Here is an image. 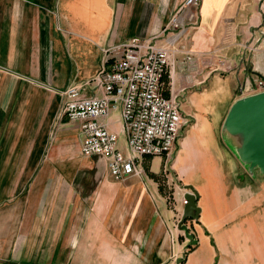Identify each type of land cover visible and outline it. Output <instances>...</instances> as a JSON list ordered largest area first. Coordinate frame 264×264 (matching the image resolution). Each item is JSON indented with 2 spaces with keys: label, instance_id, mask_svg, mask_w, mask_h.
Returning <instances> with one entry per match:
<instances>
[{
  "label": "crops",
  "instance_id": "1",
  "mask_svg": "<svg viewBox=\"0 0 264 264\" xmlns=\"http://www.w3.org/2000/svg\"><path fill=\"white\" fill-rule=\"evenodd\" d=\"M182 2L0 0V264H264V175L221 134L264 78V0H200L185 43L204 61L194 86L178 56L162 79L193 114L171 160L143 157V175L114 181L57 119L61 93L93 77L104 49L157 35ZM100 123L119 132V113ZM185 187L198 209L182 221L189 245L172 231Z\"/></svg>",
  "mask_w": 264,
  "mask_h": 264
},
{
  "label": "built area",
  "instance_id": "2",
  "mask_svg": "<svg viewBox=\"0 0 264 264\" xmlns=\"http://www.w3.org/2000/svg\"><path fill=\"white\" fill-rule=\"evenodd\" d=\"M199 5L200 0H183L157 35L133 37L104 49L93 77L73 83L61 93L57 119L64 118L77 125L81 137L80 155L104 159L108 175L114 181L143 175L140 165L143 157L168 159L188 124L181 109L180 94L171 91L165 96L162 79L165 74L171 77L180 57L185 81L194 86L195 64L204 65V61L191 55L185 43L188 30L197 22ZM252 85L250 95L264 92V78H253ZM238 90L242 93L245 89L239 87ZM114 112L119 113L117 133L100 123ZM118 134L124 137V152L118 147ZM180 203L181 206L186 204L183 197ZM180 219L181 216L173 224L172 231L189 245L190 234L187 228H182Z\"/></svg>",
  "mask_w": 264,
  "mask_h": 264
},
{
  "label": "water",
  "instance_id": "3",
  "mask_svg": "<svg viewBox=\"0 0 264 264\" xmlns=\"http://www.w3.org/2000/svg\"><path fill=\"white\" fill-rule=\"evenodd\" d=\"M221 134L242 164L264 175V92L235 100L223 121ZM185 190L188 192L183 195L186 204L180 222L195 220L198 215L194 195L188 187Z\"/></svg>",
  "mask_w": 264,
  "mask_h": 264
},
{
  "label": "rangeland",
  "instance_id": "4",
  "mask_svg": "<svg viewBox=\"0 0 264 264\" xmlns=\"http://www.w3.org/2000/svg\"><path fill=\"white\" fill-rule=\"evenodd\" d=\"M186 113H187V114H185V113H184V114L187 116V121H188V124H187V126H186V127H188V126L191 124V122H192V117H193V114H192V112H191V111H189V112H188V111H186ZM186 127H185V128H186ZM185 128H184V129H185ZM184 129H183V130H184ZM181 135H182V132L180 133V136H181ZM179 138H180V137H179ZM173 154H174V149L172 150V152H171V154H170V156H169V160H171V159H172V157H173ZM170 162H171V161H170ZM126 179H127V178H126ZM156 179H159V181L161 180V178H159V177H157ZM124 180H125V179H124ZM160 189H164V190H165V191H164V192H165V194H166V192H167V193H168V192H169V193L171 192V190H166L164 187H161Z\"/></svg>",
  "mask_w": 264,
  "mask_h": 264
}]
</instances>
